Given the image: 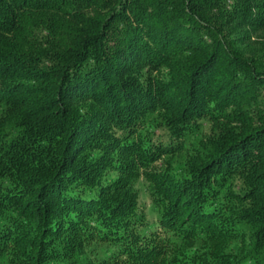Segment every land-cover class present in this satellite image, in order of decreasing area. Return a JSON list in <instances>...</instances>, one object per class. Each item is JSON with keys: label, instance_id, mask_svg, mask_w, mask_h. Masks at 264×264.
Segmentation results:
<instances>
[{"label": "trees", "instance_id": "1", "mask_svg": "<svg viewBox=\"0 0 264 264\" xmlns=\"http://www.w3.org/2000/svg\"><path fill=\"white\" fill-rule=\"evenodd\" d=\"M0 264H264V0H0Z\"/></svg>", "mask_w": 264, "mask_h": 264}, {"label": "rangeland", "instance_id": "2", "mask_svg": "<svg viewBox=\"0 0 264 264\" xmlns=\"http://www.w3.org/2000/svg\"><path fill=\"white\" fill-rule=\"evenodd\" d=\"M256 43L257 42H255L254 38H252L250 40V46L251 47L257 46ZM207 129L208 128H206V130ZM139 188L142 189L139 203H140L141 207L143 208V210H144L145 214L147 215L148 220L150 222L149 229L153 230V231L154 230H159V231L162 232L161 226H160L159 220H158L157 211L154 209L153 203H152L151 199L149 198L148 194H146V191H145L144 186L142 185V183L139 185Z\"/></svg>", "mask_w": 264, "mask_h": 264}]
</instances>
